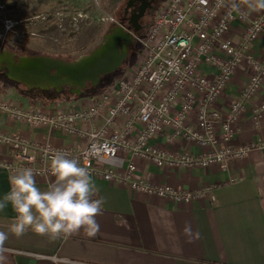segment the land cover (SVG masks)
<instances>
[{
  "label": "crops",
  "instance_id": "obj_1",
  "mask_svg": "<svg viewBox=\"0 0 264 264\" xmlns=\"http://www.w3.org/2000/svg\"><path fill=\"white\" fill-rule=\"evenodd\" d=\"M166 2L160 0L157 9ZM247 9L252 16L262 10H254L248 5ZM127 10L126 2L125 12ZM244 31L245 23L235 21L228 38L238 43ZM251 53L258 59L264 56V33L253 43ZM135 65L120 70L118 79L103 86L101 94L108 92L121 78L130 79ZM52 71L54 74L55 71ZM199 72L213 78L217 70L201 65ZM254 72V68L243 61L214 105L215 109L225 115ZM1 83H4L5 89H0V100H9L19 89V86L12 87L8 82ZM63 86H56V91L55 86L42 87L41 92L48 93V96H41L39 92L35 96L29 94L20 105L26 111L55 107L77 110L85 108L93 96L97 97L91 89L84 93L72 87L63 90ZM62 90L67 92L63 94ZM263 101L264 83L235 124L232 145L264 144V120L256 121L252 116L253 107ZM107 111L108 106L95 121L97 124L104 123ZM189 122L196 124L195 112L190 114ZM121 123L119 119L110 126L108 134L117 131ZM88 127L89 124L81 123L77 133L70 134L47 125H32L13 119L7 111L0 110V131L18 133L38 144L85 146L86 139L82 134ZM141 129V125L137 124L132 137ZM152 143L175 155H198L215 148L192 143L175 134L170 126ZM219 144L218 147H221L222 142ZM120 157L124 163L120 164L118 160L110 162L117 165L120 176L125 174L127 163L134 161L138 178L155 185L189 191L213 187L214 199L206 196L190 203L177 204L134 190L120 179L105 180L99 174L91 175L98 189L94 198L104 199L102 211L96 217L99 230L95 235L89 236L81 230L53 239L31 230L21 237L8 233L5 250L0 252V264H264L263 150L254 149L243 159L210 167L157 166L126 152ZM10 160V149L0 143V198L11 188L10 176L13 173L4 166V162ZM54 180L53 176L36 175L37 186L42 189ZM15 215L10 205L0 211V231L8 232Z\"/></svg>",
  "mask_w": 264,
  "mask_h": 264
},
{
  "label": "built area",
  "instance_id": "obj_2",
  "mask_svg": "<svg viewBox=\"0 0 264 264\" xmlns=\"http://www.w3.org/2000/svg\"><path fill=\"white\" fill-rule=\"evenodd\" d=\"M235 21L245 23L238 43L228 38ZM263 33L264 9L252 16L244 0H167L156 11L145 40L148 52L144 57L141 54L131 78H121L108 92L93 97L85 108L26 111L21 105L0 102V110L32 125L75 134L79 124H89L82 134L86 139L82 147L38 144L18 133L0 131V143L11 152V160L4 166L13 174L18 168L30 167L39 176H52L46 171L51 157L56 151H64L79 159L90 175L120 179L145 194L177 204L206 196L214 199L213 187L189 191L155 185L138 178L134 161L127 163L122 176L117 165L110 162L124 163L120 155L126 152L157 166L210 167L243 159L254 149L264 152L262 143L232 145L235 124L264 83V56L258 59L251 53L253 43ZM243 61L255 72L223 115L214 105ZM201 65L216 68V75L209 78L201 74ZM107 106L105 121L99 125L95 121ZM192 112L196 113L195 125L189 122ZM252 116L256 121L264 120V101L253 107ZM119 119L120 128L108 134L109 127ZM137 124L142 129L133 138ZM168 126L192 143L215 148L198 155L168 153L152 143ZM220 142L222 146L218 147Z\"/></svg>",
  "mask_w": 264,
  "mask_h": 264
},
{
  "label": "rangeland",
  "instance_id": "obj_3",
  "mask_svg": "<svg viewBox=\"0 0 264 264\" xmlns=\"http://www.w3.org/2000/svg\"><path fill=\"white\" fill-rule=\"evenodd\" d=\"M126 2L128 5L131 0H0V57L4 54L13 55L18 62L25 56H40L73 63L93 54L105 43L109 34L120 28L133 36V40L132 43L130 41L120 43V52L126 49L127 44V54L115 72L104 73L97 82L87 81L83 87L71 84L63 86V90L72 87L84 93L91 89L93 95L98 96L105 88L103 86L112 82L111 79L113 81L118 79L116 77L122 72L120 70H126L127 67L140 62L141 54H144V57L148 52L145 40L156 13L154 16V12L151 15L146 14L139 30L135 22L131 28L122 18ZM158 3L160 4V0L155 2L154 11L158 10ZM138 13L137 9L132 10L131 17ZM113 75L116 76L112 78ZM107 78L109 80H106ZM2 81L12 84L15 88L19 86L12 98L9 100L4 98L13 106H19L29 94L35 96L34 94L39 92L42 93L41 96H48V93L45 95L44 91L41 92V84L28 83L12 76L5 62H0V89H5ZM47 86H55L53 88L56 91L57 85ZM66 92L63 91V94Z\"/></svg>",
  "mask_w": 264,
  "mask_h": 264
},
{
  "label": "clouds",
  "instance_id": "obj_4",
  "mask_svg": "<svg viewBox=\"0 0 264 264\" xmlns=\"http://www.w3.org/2000/svg\"><path fill=\"white\" fill-rule=\"evenodd\" d=\"M244 2L254 10L264 9V0ZM46 171L55 180L44 189L37 186V174L30 167L18 168L10 176L11 188L0 198V211L10 205L16 215L8 232L0 231V252L8 233L21 237L31 230L55 239L81 230L92 236L99 230L96 217L104 199L94 198L98 189L88 168L67 152L56 151Z\"/></svg>",
  "mask_w": 264,
  "mask_h": 264
},
{
  "label": "bare ground",
  "instance_id": "obj_5",
  "mask_svg": "<svg viewBox=\"0 0 264 264\" xmlns=\"http://www.w3.org/2000/svg\"><path fill=\"white\" fill-rule=\"evenodd\" d=\"M128 36V33L117 28L114 33L107 36L105 43L102 44L100 48L96 49L93 54L86 55L73 63H66L60 60L40 56H25L22 57L20 61L16 62L13 55L8 54L2 55L0 57V62L7 63L12 71V76L25 80V82L28 83H39L42 87H46L47 84L59 86L64 82H69L71 84L74 82L75 84L83 85L85 82L84 79H76L73 77L75 72L82 68L84 71H87V75L90 78L89 80L96 81V78L94 77L95 73L99 70L102 71L104 68L111 65V63L105 58L107 47L114 46L119 40ZM99 56L104 57L102 62L98 60ZM120 57L121 55L118 56L117 60ZM52 66L57 67L61 74H68L70 79H66L64 75L60 76L58 72H55L54 76L51 70Z\"/></svg>",
  "mask_w": 264,
  "mask_h": 264
},
{
  "label": "water",
  "instance_id": "obj_6",
  "mask_svg": "<svg viewBox=\"0 0 264 264\" xmlns=\"http://www.w3.org/2000/svg\"><path fill=\"white\" fill-rule=\"evenodd\" d=\"M128 4H130V3H128ZM144 12H145V5H143L141 8H140V10H139V13L136 15V16H132L131 17V20L133 21V22H135V24H138V20L141 18V17H143L144 16ZM132 22V23H133ZM132 40H133V36H131L130 34H129V36L128 37H126V38H123L122 40H119L114 46H108L107 47V49H106V54H105V58L107 59V61L108 62H110L111 63V65L109 66V67H106V68H104L102 71L101 70H99V71H97L96 73H95V78H96V81H92V80H89L90 78L88 77V75H87V71H84L82 68L78 71H76L75 72V74L73 75V77L74 78H76V79H84V83H83V85H80V84H75L74 82H73V84H71V83H69V82H64L62 85H64V84H71V85H76V86H81V87H83V86H85L86 85V82L87 81H91V82H97L98 81V79H99V77H100V75H102V74H104V73H107V72H112V71H114L116 68H118V66H120L121 65V63H122V61L125 59V57H126V54H127V44L125 45V50L123 51V52H120L119 51V45H120V43L121 42H125V41H130L131 43H132ZM129 42V43H130ZM118 54V55H117ZM119 55H121V57L117 60V58H118V56ZM103 59H104V57H100L99 56V58H98V60L99 61H103ZM20 61V60H19ZM9 70H10V68H9ZM51 70H54L55 72H58L59 73V75L60 76H63L64 75V77L66 78V79H70V77H69V75L68 74H66V73H62L61 74V72H60V70L57 68V67H55V66H52L51 67ZM10 72L12 73V71L10 70ZM54 76H55V73H54ZM17 78V77H16ZM64 78V79H65Z\"/></svg>",
  "mask_w": 264,
  "mask_h": 264
},
{
  "label": "flooded vegetation",
  "instance_id": "obj_7",
  "mask_svg": "<svg viewBox=\"0 0 264 264\" xmlns=\"http://www.w3.org/2000/svg\"><path fill=\"white\" fill-rule=\"evenodd\" d=\"M129 1V0H128ZM157 0H131L130 4H128V9L125 13L124 16H122V18H124L125 22L131 26H133V21L131 20V15H132V10L137 9L138 11L140 10V8L145 5V12H144V16L146 14H154L156 13V11H154L156 8H154V4ZM153 9V10H152ZM149 11V12H148ZM130 12V18L128 17V13ZM137 15V14H135ZM144 16L138 20V30L140 29V27L142 26L143 23V18Z\"/></svg>",
  "mask_w": 264,
  "mask_h": 264
},
{
  "label": "trees",
  "instance_id": "obj_8",
  "mask_svg": "<svg viewBox=\"0 0 264 264\" xmlns=\"http://www.w3.org/2000/svg\"><path fill=\"white\" fill-rule=\"evenodd\" d=\"M150 15H151V14H150ZM150 15H149V18H150ZM154 15H155V14H153V16H154ZM146 16H147V15H145V17H146ZM145 17H144V18H145ZM144 18H143V22H144ZM150 20H151V18H150ZM123 21H125V20L123 19ZM145 21H148V20H145ZM148 23H149V22H148ZM124 26H125V25H124ZM128 26H131V25L128 24ZM131 28H132V26H131ZM143 29H144V28H143ZM141 35H142V32H141ZM114 72H115V71H114ZM116 75H117V74H116ZM116 75H113L112 78H114ZM106 80H109V79L107 78ZM106 80H105V81H106ZM111 80H112V79H111ZM112 81H113V80H112ZM88 90H89V89H88Z\"/></svg>",
  "mask_w": 264,
  "mask_h": 264
}]
</instances>
